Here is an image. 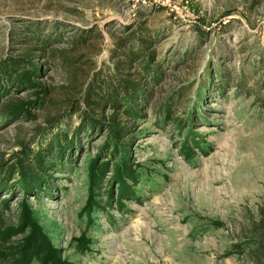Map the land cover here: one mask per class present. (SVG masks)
Wrapping results in <instances>:
<instances>
[{
	"label": "rangeland",
	"instance_id": "1",
	"mask_svg": "<svg viewBox=\"0 0 264 264\" xmlns=\"http://www.w3.org/2000/svg\"><path fill=\"white\" fill-rule=\"evenodd\" d=\"M37 24L53 38L38 53L50 95L35 120L0 122V205L9 202L0 209L1 230L18 227L27 198L33 219L71 264H259L247 245L264 233V0H0V61L38 50L22 43L25 28ZM139 26L154 36L164 66L142 117L90 105L97 120L113 116L129 127L135 179L121 185L113 159L98 156L107 133L73 137L81 124L73 113L61 124L76 140L64 166L44 177L31 166L40 188L29 193L15 186L19 175L7 180L21 144L47 146L56 131L48 119L82 112L93 85L103 90L91 100L106 92L122 62L116 42ZM81 35L87 43L74 44ZM119 72L130 73L125 64ZM96 161L107 169L95 178Z\"/></svg>",
	"mask_w": 264,
	"mask_h": 264
},
{
	"label": "trees",
	"instance_id": "2",
	"mask_svg": "<svg viewBox=\"0 0 264 264\" xmlns=\"http://www.w3.org/2000/svg\"><path fill=\"white\" fill-rule=\"evenodd\" d=\"M25 33L22 37L25 48L37 45L38 50L27 48V51L20 56H10L0 61L1 123H12L17 120L33 121L35 120L33 111L43 109L49 100L50 90L40 81L43 67L42 63L38 62L42 54L38 53L48 51L53 38L49 32L40 28V24L29 25L25 28ZM86 37L91 36L89 34ZM86 37L81 35L73 43L80 46L85 45L88 41ZM154 41V36L139 26L127 38L116 42L115 51L122 58L120 65L125 64L130 73L124 77L119 76V65L111 82L106 86V92L97 101L91 100L90 96L96 94L95 90L102 91L103 89L101 86L93 85L92 89L90 88L86 96L83 97V105L81 104V106L85 105L86 108L82 112H79L80 108H78V110L74 109L72 113L63 114L56 119H48L49 127H55L56 131L49 139L47 146L42 148V144H40V148L33 151L21 144L23 150L19 154L18 162L12 166L6 179L10 180L13 175H19L18 183L15 186L25 189L29 193L33 189L40 188L39 185V187H35L37 185L35 179L30 178L33 176L30 173L32 172L31 166L40 171L43 177L51 167H56L57 164L63 167L76 140L69 137L70 132L67 126L62 127L61 124L66 117L75 113L79 115L81 124L75 130L73 137H77L79 134L91 135L97 130L107 133L98 156L107 155L113 159L116 167L115 174H117L121 185L126 181H133L136 173L133 171L130 161L129 139L131 136L128 131L129 127L117 122L113 116L97 120L92 116L91 111L94 108H91L90 105L94 106L95 103L98 107L108 105L113 111H122L124 117L138 121L147 106L146 102L153 95L154 87L159 85L164 75V66L157 60L156 53L152 48ZM195 47L192 45L182 51L174 60L178 64L177 66L189 59ZM211 72L209 70L208 74ZM25 91L31 92L28 98L16 99L13 97L15 92L17 94ZM205 92V84L195 91L198 99L197 104H195V111H198V104L205 98ZM166 118L169 120L170 116L168 115ZM49 157L55 159L51 165L46 163ZM103 169H107V164L99 167L96 161L92 166L91 173L96 178L97 175H103ZM0 182L5 183L4 180ZM2 187L0 186V189ZM123 192L124 190L120 189L119 198L121 199L125 195ZM27 201L28 199L24 198L21 202L18 227L7 230L0 228V264H32L34 261H38L39 264H71L63 260L59 250L52 245L42 227L33 219ZM1 208L8 210L9 202L2 201ZM261 235L263 236H261L258 245L250 243V245H246L250 253L253 254L251 255L252 260L255 263L264 264V233ZM15 236H22L23 238L15 245L6 246Z\"/></svg>",
	"mask_w": 264,
	"mask_h": 264
}]
</instances>
